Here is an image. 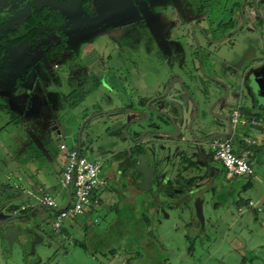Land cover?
I'll use <instances>...</instances> for the list:
<instances>
[{"label": "rangeland", "instance_id": "obj_1", "mask_svg": "<svg viewBox=\"0 0 264 264\" xmlns=\"http://www.w3.org/2000/svg\"><path fill=\"white\" fill-rule=\"evenodd\" d=\"M80 1L68 0L67 4L58 3L53 6V0H13L12 3L1 0L0 2V34L2 35H5L7 29L24 33L30 28V25L23 23L25 17L32 12V9H38L44 4L57 9L61 17V13L72 17L64 30L67 48L62 50L61 58L55 62L50 58L43 59L46 47L57 39L49 25L40 27L41 33L32 42H21L15 46L1 44L3 53L0 56V105L22 114V120L30 137V151L32 153L35 151L41 161L38 168L43 172L46 169L45 177H50L49 186L57 189L58 173L54 170V164L52 165L54 169L47 167V161L42 159V155L38 153L41 149L36 145L41 142L44 149L52 156L61 155L62 150L58 149L48 129L43 130L41 126L51 125L55 120L60 128L59 139L70 147L76 142L84 118L100 111L102 113L90 118V121L98 122L93 144L107 146L106 143H109L110 146H114V121L123 124L126 118V110L118 111L115 106L129 108L134 102L130 99L134 98L132 95L135 92L134 87L132 93H125L127 84L124 79H117L116 76L128 74L131 85L136 84L147 93L153 91L154 87H159L161 95L165 92V88L161 91L162 86L166 85L173 74L177 73L184 78L190 76L191 79L198 77L196 84L198 90L195 89L197 92L194 93V97L200 111L197 120L191 123V129L195 133L201 131L197 128L200 120L205 129L213 127L214 130H220L226 126L224 119L211 116V112L207 109L211 102L205 104L200 96V93L204 94L206 88L215 84L205 76L211 74L207 67L209 59L203 56L201 60L198 56L196 38H201L198 31L191 34V37L188 36L186 42L184 37L176 36L179 31L173 28L176 18H172L171 15L176 10L172 8V0H148L147 15H142L141 18L147 29L144 28V31L149 36L147 35L142 43L135 42V39L136 36L143 35V30L140 32L138 26L135 28L134 25V28H130L131 24L123 23L124 18L128 16V5L122 0H96L97 10L95 16L91 18L80 15L82 12ZM186 1H190L196 7L197 0H182L183 3ZM88 3L91 4V1ZM126 21L130 23L131 18ZM133 30H135L134 39L129 38L128 35H132ZM183 32L185 34L186 29L180 34ZM151 40L157 43L160 54L150 51ZM125 43L136 47H130L129 53L126 54L120 49ZM224 44L225 41L206 44L200 39L201 47L207 51L214 49L219 54L223 53ZM87 51H94L95 54L91 55ZM96 54L98 58L95 59ZM70 59H72L71 63ZM79 59L81 64L76 68V75L83 73L88 77L82 81L75 79L74 70H71L74 68L73 60ZM199 61L202 63L200 66ZM95 62L103 63L101 65L106 69L101 71L102 66L94 67ZM126 67L131 68L128 73ZM90 68L99 73L95 72L96 76H90ZM253 73L255 72L248 73L246 78L257 76L256 73L252 75ZM215 74L217 78L222 77L217 72ZM261 74L262 72L258 73ZM228 84L230 87L233 86L231 82ZM249 86L255 97L251 96L252 94L247 96L248 101L254 103L253 106L262 104L264 107V83L258 87H252L251 84ZM99 92L103 100L105 99L104 102L96 100L98 102L94 101V105L88 106L90 100L98 97ZM170 97L171 93H167L166 99ZM235 102L232 101L226 107L220 105L222 103L220 101L219 105L212 108V113L230 111V108L235 106ZM194 113L193 105L191 116ZM82 116L84 117L80 120ZM8 120L7 112L0 109V185H8L7 180L11 179L10 184L14 183L18 186L22 185V177L18 176L17 171L22 168L24 155L21 148L22 120L16 124L9 123ZM149 123L150 120L147 119L142 125L147 126ZM87 125H84L80 131L81 140ZM236 131L239 129L237 128ZM246 134L250 137H258L250 128ZM157 138L153 144L149 139L150 142L144 141L132 149L133 152H138L136 158L130 157L132 162L129 161V166L120 165L121 169H125L126 175L118 172L119 174L107 177L106 183L111 185V190L116 194L113 197L115 204L113 200L109 201L113 205L110 206L109 203V207L104 208L111 210L110 207L115 205V208L121 210L117 216L114 209L105 211L102 206L103 209L100 207L76 218H66L61 225V229H64L66 234L62 236L55 230L53 238L50 239L46 231L51 230L52 218L43 221L42 214L48 209L39 206L35 210V215L42 217L39 219L40 231L33 233L24 228L22 232H18V235L16 229L11 233L7 232L3 237L0 234V264H264V205L258 212L243 211L241 214L235 207V203L243 202L242 198L250 196V193L256 189H246L240 194L242 198L233 199V194L241 183H244V178L240 176L230 180L222 177V174L214 176L217 171L200 161L193 162L194 166H185L186 163H182L185 158L180 157V154L178 156L176 152L173 156L172 154L165 156L163 163H160L166 148L162 146L164 142ZM127 142L128 139H123L119 144L125 145ZM85 150V146L81 145V155L92 158ZM172 150L168 149L167 152L171 153ZM176 150L180 151L177 148ZM189 150L191 156L200 160L201 155L206 153L207 147L192 144ZM108 153L109 150L100 154L102 169L115 172L110 158L107 157ZM10 154L17 158L16 161L21 167L14 165L10 167L12 165L8 160ZM123 154L125 155L126 151H123ZM138 157L150 163V187L147 192L135 189L126 181L127 173L130 174L134 169L131 164L136 162ZM262 161L263 164L258 170L262 183H259V191L264 190V160ZM254 169L257 170V167ZM111 178H114V182ZM163 186L170 189L166 190ZM100 193L105 201L106 187H102ZM10 194L0 191V200L4 201L10 197ZM37 194L39 196V193ZM168 197L174 201L170 204L163 203L161 212L158 210L154 213L152 210L151 213L148 210L150 201L154 203V207H157L161 204L160 198L166 201ZM193 199L200 201L201 219L199 220H196L191 213L192 202H187ZM26 200H29L31 205L38 204L37 198L32 196L8 202L0 207V220L2 215H22L20 205ZM56 202L60 204L59 199H56ZM29 209L26 208V212ZM143 216L149 219L147 224H144ZM120 217H123V220L118 224L117 220ZM26 223H32L29 217L17 216L8 220L7 224L10 227V225ZM2 228L3 225L0 224V229ZM2 233L4 234L5 231ZM110 249L111 254L108 252Z\"/></svg>", "mask_w": 264, "mask_h": 264}, {"label": "flooded vegetation", "instance_id": "obj_2", "mask_svg": "<svg viewBox=\"0 0 264 264\" xmlns=\"http://www.w3.org/2000/svg\"><path fill=\"white\" fill-rule=\"evenodd\" d=\"M7 2H11L13 0H6ZM68 0H53L52 6L56 5L58 3L60 4H67ZM91 1V4H89L88 2ZM123 3H126L128 5V13H127V17H125L123 23L126 24H131L130 28H135L137 27L138 30H140V32H142L143 30V35H139L136 36L135 42H144L145 41V37H147V35L149 36V34H147L144 31L146 29V26L144 24V22H142V15H147L146 14V9L148 8V0H122ZM1 2V0H0ZM172 5H173V9L176 10L175 12L172 13L171 17L172 18H176V22H175V26H173L174 30L179 31L178 35L179 37H184V41L186 42V38L189 36L191 37V34H194L196 31H198L197 33L199 34V36L201 38H196V45H197V53L198 56L201 58L205 56L208 59L213 60V69L208 68L211 71V74L206 75L207 79H243L242 76L244 73H242V71L244 72L245 69H242L241 72H236V71H230L228 69V65L227 63H229L230 61V57H232L236 51L240 52H244L247 49V52L249 51L250 54V50L252 48V46L254 45V48H256L254 50V52L257 54L256 57L254 58H250L249 60H247V62L245 63V66H248V64L250 63H257V70L255 71V73L257 74V76H253L252 78L249 79H256V81H252V87H258L260 84L264 83V0H197V4L196 7L190 2V1H186L185 3L182 2V0H172ZM79 5L81 6V10L82 12L80 13V15H86L89 18L94 17L95 16V12H96V6H97V2L96 0H81L79 2ZM84 5H86V9L84 8ZM43 6L48 7V9L50 10L51 13V18L50 21L47 22L46 24H44L43 27L48 26L51 28V30L54 32L55 36L57 37L56 41L50 43L54 44L56 42H59L61 39L64 42V46L61 49V52L63 49L67 48L66 47V34L64 32V30L66 29V27L69 25L70 23V18L71 15L68 14V16H66L67 14H62V17L60 15V13H58L57 9H53L54 7H52L51 5H41L38 8H41ZM33 10V9H32ZM57 13V15H56ZM59 14V15H58ZM128 18H131V22L128 23L126 20ZM63 21H65L66 23H64ZM62 22L64 23L62 25ZM124 26H126L124 24ZM140 28V29H139ZM186 29V33L184 34H180V32L182 30ZM58 30V31H56ZM258 31V30H262V34H260L259 38L255 37L254 39L250 38L248 36V33L251 31ZM127 31V30H125ZM129 31V30H128ZM37 37L39 36V34L41 33V31H39V28L37 30ZM135 30H133L132 35H129V38L134 39L135 36ZM129 33V32H128ZM211 33V34H210ZM61 35V36H60ZM163 38L165 37L164 35ZM242 36V38H241ZM35 37V38H37ZM258 38V39H257ZM200 39L202 40V42L204 41L206 44L207 43H219L222 41H225L224 44V50L222 54H219V52H217L216 50H212V51H207L206 49H204L203 47H201L202 45H200ZM166 41V40H165ZM193 41V39H192ZM199 41V42H198ZM32 42V41H31ZM157 42V41H156ZM24 43V42H23ZM151 43V48L150 51L154 52V53H158L160 54V49L157 45V43L152 42V40L150 41ZM165 44V42H164ZM48 45V46H49ZM136 45V44H135ZM15 46V45H14ZM48 46L46 47V49L48 48ZM139 45H137L138 47ZM169 46V45H168ZM130 47H136V46H131L129 43H125L122 47H120V49H122L123 51H125V53H129L128 51L130 50ZM171 47V45H170ZM43 52V59H52L54 62L59 60L61 58V52H60V58L56 59L53 57H45V51ZM90 52V53H89ZM160 52V53H159ZM205 52V53H204ZM87 53L94 55V51H87ZM149 53V52H148ZM252 53V50H251ZM86 55V54H85ZM85 55L83 57H85ZM196 56V54H195ZM98 58V55L96 54L95 59ZM210 60V61H211ZM72 59L69 60V62L71 63ZM83 61V60H82ZM143 61V60H142ZM133 63V62H132ZM81 64V59L77 60H73V69L71 68V70L74 72L73 73V77H75V79H88L87 76H85V74H77L76 75V68L79 67ZM103 64V63H101ZM99 64V62H95V66H102V70L106 69V67L104 65ZM199 66L202 65L201 61H199ZM215 64H217V66H214ZM92 65V64H91ZM93 66V65H92ZM131 69V68H130ZM128 69V67H126V72L128 73V71L130 70ZM241 69H238L237 71H240ZM96 73H99V71H95ZM94 70H91L90 68V76L94 75L96 76L94 73ZM218 73L219 75H221L222 77H218L215 76V73ZM232 72V73H230ZM236 72V73H235ZM262 72V76L258 75V73ZM242 73V74H241ZM255 73H253L252 75H255ZM240 74V75H239ZM80 75V76H79ZM127 75V76H126ZM211 75V76H210ZM69 77V75H67ZM70 78H72V76L70 75ZM117 79H124L123 81L127 84V92L125 93H131L132 91V87H131V82L130 79L128 78V74H125L124 76H116ZM192 77L190 76H186V78H184L183 76H180L179 74H173L169 77V79H191ZM101 79V78H100ZM195 79H199L198 77ZM247 79V78H246ZM259 79V80H257ZM228 85V83H227ZM229 87V85H228ZM229 89L227 91H224V89L222 88L217 94L216 97L218 95H223L222 98L218 99L215 102H212L211 106H210V112H211V116H218L222 119H224L226 121V126L223 129L220 130H214L213 127L212 129L207 132L206 134L203 135V139L204 142H206L208 144V148H209V143L210 141L214 138V137H220L223 136V134H217V133H229L228 136H230L234 130V127L231 125L230 123V119H229V112L230 111H225V112H217L216 114L212 113V108L215 105H219V102L222 101V103L220 105H226L229 104V101L226 102V98H227V94L229 92ZM160 94V93H159ZM249 94H252V91L249 90ZM253 97H255L253 94L251 95ZM130 99V98H129ZM261 101V100H260ZM263 101V100H262ZM254 104V103H253ZM255 106L259 107L258 105L255 104ZM131 107V106H130ZM125 108L123 107V111L124 110H131V108ZM232 109V107L230 108V110ZM262 111L261 108H258L255 110L254 114L249 117V119H247V117L243 116L244 118V122H251L254 124H258L260 122H262V116L261 113H259V111ZM122 112V110H121ZM243 115V114H242ZM141 117V116H140ZM135 118L138 117H132V118H128L126 121H132ZM247 120V121H246ZM122 128L123 125L121 126V130L119 131V135L117 136V138H119L118 141L121 140H125L127 139L123 133H122ZM174 132V131H173ZM217 134V135H214ZM181 137V136H180ZM180 137H172L169 136V139H173V138H177L180 139ZM225 137V136H223ZM184 141V140H182ZM186 141V140H185ZM130 142V140L128 139V143ZM132 143V142H131ZM167 143V142H166ZM138 145V143H132V149ZM125 145H123L124 148ZM124 150V149H123ZM208 157L212 158V151L209 149L207 151ZM123 156V152H119L117 151L116 153H110L107 155V157L110 158L112 165L114 166V171L115 172H110V176H113L115 174H119V173H123V175L125 173V169H121V164H124V160L122 161L121 158ZM185 157V156H184ZM187 158V157H185ZM102 161V160H101ZM140 162L142 161H137V168H135L134 170H132V172L129 174L127 173L128 177L130 175V177L126 180V181H130L132 182V176L133 174L138 171V169L141 168L140 166ZM145 162V161H144ZM147 164V162H145ZM149 166L148 168V177L145 180V186L146 188L144 190L149 189L150 187V165L147 164ZM195 165V164H194ZM193 165V166H194ZM118 168V170H120L119 173H116V169ZM198 170V169H196ZM186 180V179H185ZM112 181L114 182V178H112ZM116 181V180H115ZM106 185V184H105ZM15 197V196H14ZM195 200L193 199L192 202H194ZM38 204L42 206L43 209H48L47 207H45L39 200H38ZM192 204V203H191ZM152 211V210H151ZM157 212V210H154V213ZM161 212V211H160ZM44 213V212H43ZM35 215V213H33ZM33 214H29L30 218H34ZM52 214L53 211L51 209H48L47 212H45L44 214H42V217H37L36 220L35 218L33 219L32 223L25 225V224H17V225H10L11 227L13 226L17 232L16 234L18 235L19 231L22 232V230L28 229V231H31L33 233H35L36 231H40V220L39 219H43L44 220H49L50 217L52 218ZM3 228L0 229V234L2 236V232L6 231L7 228H9L7 223L2 224ZM23 227V228H22ZM51 230L46 231L47 233V237L48 238H53V232H55V229H53L50 226ZM52 231V232H50ZM31 237V235H30Z\"/></svg>", "mask_w": 264, "mask_h": 264}, {"label": "crops", "instance_id": "obj_3", "mask_svg": "<svg viewBox=\"0 0 264 264\" xmlns=\"http://www.w3.org/2000/svg\"><path fill=\"white\" fill-rule=\"evenodd\" d=\"M262 32H263L262 30H258V31H254L253 30V31L248 33V36L250 38H252V39H254L255 37L259 38V36H260V34H262ZM241 38H242V36H241ZM255 49L256 48H254V45H253L252 48H251L252 53H251V50H250V54H249V51L247 52V49L244 52L236 51V53L232 57H230L229 63H227L228 69L230 71H236L238 73V72H241L242 69H245L244 72L242 71V73H244L243 76H242L243 79H226V80L225 79H219V80H222L225 83H230V82L232 83L233 87L232 86L230 87V85L228 84L229 85L228 88H230V89H229V92L227 94L226 102L229 101V103H231L232 101H236L235 104H234L235 105L234 107H236L241 112V114H243V116L247 117V119H249V117H251L254 114L256 109L261 108V110H262V111L258 110L259 113H261V116H262V120L261 121L262 122H260L258 124H254V123H251V122H246V123H243V124L236 125L234 127V130H233L232 134L230 135L232 137L235 134V136H233L234 138L233 137L232 138L234 139V141L236 143L237 150H244L245 149V151L247 152L248 160L250 161V163L252 165V168H253V173L250 176H242V177H240V178H244V183H241V185L239 186L238 190L233 194L234 195L233 199L242 198L240 196V194H241V192L246 191V189H251V188H253V189L255 188L256 189L255 191L250 193V196H248L246 198H242L243 202L235 203L236 210L239 211L238 212L239 214H241L243 211H252L254 213L258 212V211L261 210L262 206L264 205V190L259 191V183H261V176H260V174L258 172V170L261 167V164H263L262 160H264V107L262 106V104H258L259 107L253 106L252 105L253 103L251 101L250 102L248 101L247 96H250V94H249V90H250L249 87L250 86L249 85L252 84V81H256V79H245L246 75L248 73H252V72H255L257 70L258 64L255 63V62L248 64V66H245V63L247 62V60L257 56V54L254 52ZM210 60L211 59L208 60L207 67L210 68V69H213V65H212L213 64V60H211V61ZM238 69H241V70L237 71ZM230 73H232V72H230ZM209 80L213 81V79H209ZM257 80H259V79H257ZM79 81H82V79H79ZM183 83L186 86H188V89L190 88L189 91L191 92L194 101L198 105V102H197V100L194 97V93L197 92V90H198L196 88V86H192L191 79H183ZM170 84L173 85V86H176L177 80L176 79H171L170 80ZM104 85H106V83H104ZM131 87H132V89L135 87L134 95H132L134 98L132 97L133 99H130V101H134V102H132V105L130 107L131 109H141V108H143V104H144V102L147 99H149L152 96L154 97L155 95H158L160 93V88L159 87H154L153 91H150V92L148 91L149 93L145 92V90H143V88H139V86H137L136 84L134 86L131 85ZM164 88H165V84L162 86L161 91ZM195 89H197V90H195ZM131 93H132V91H131ZM216 94H214L209 99L208 104L210 102L212 103V101L216 97ZM88 98H91V97H88ZM96 100H98V101L102 100L104 102L105 99L103 100L101 92L98 93V97H95L93 100H90V102L88 103V106L94 105V103H95L94 101H96ZM244 100H246L247 102L244 101ZM250 100H252V99H250ZM98 101H96V102H98ZM190 104H192V103H190ZM234 107H232V108H234ZM122 108H123V106L122 107L115 106V109H117L118 111H121ZM92 110L93 109H91L90 112H92ZM209 112H210V110H209ZM96 113L98 114V113H102V112L99 111V112H96ZM103 113H105V112H103ZM192 113H193V110L190 109L188 114H185V116H186L185 119L187 120L191 116ZM91 114H93V113H91ZM97 114H95V115H97ZM84 116H82L80 118V120ZM125 117L126 118H125L124 121H126L128 118L140 117V115L134 113V111H132V110H126V116ZM185 119L180 124L181 127L185 125V123H186ZM51 123H52L51 125L43 124V126H41V128H43V130L48 129V132L50 133V136L55 139L56 144L58 146L59 142L63 143V141L60 140L59 137H58V135L60 133V128H59V125L57 124V122H55V120H53V122H51ZM122 125L123 124L120 123V124H117V125L115 124V126H114V133H115L114 146L113 145L110 146L109 143H106V144H108L107 146L104 145V144H102V145H97L96 143L93 144V142H92V144H88V145L87 144H82L86 148L85 152H88V154H90L92 156V158H89V159H100V160H102L101 157H100L101 156L100 154L103 153V152L106 153L108 150H109L108 154L113 153V152L116 153L117 151H119V152L126 151V154L125 155L123 154L121 160L122 161L124 160V162H125L124 166H126V165L129 166L130 165V162H132L130 157L136 158L135 156H136V154L138 152L137 153L133 152L132 143L131 142H129V143L127 142L125 144L124 148H123V145L119 144V141L117 140V136L119 135L118 133L121 130V126ZM51 126H55V129H56V131H58V133H54V131L50 129ZM237 128L239 129V131H236ZM249 128L252 129V131H254V133H257L256 134V135H258L257 138L247 136L246 133L248 132ZM242 129H243V131H242ZM27 130L28 129H26V125H25V123L22 120V146H21V148H22V154H24V155L22 156V168H19V171H22V173H19V171H17V174H19L18 176L22 177V185L16 186L14 183L10 184V182H11V179H10V180H7L8 181V185L7 184H2V186L6 187V188L15 187L16 186V187L21 188L22 190H24V194L22 196V200L28 198V196L29 197L36 196L37 200L40 201V197H41V195L43 193H49V194H51L54 197L55 201H56V199H59L60 200V205H63L64 201L67 199L68 190H63L59 186H57V189L55 187L49 186L50 185V177H48V176L45 177L46 169L43 172L42 170H40V168H38V164H40L39 162H41V161L39 160L38 156H36L35 151H33V153L30 151L31 149H30L29 145L31 144V142H29L30 137H28ZM210 130H211L210 127H208V129H205L204 132H202V133L198 132L197 134L200 135V137H201V139H199V140H195L193 138H188L186 136H182L180 139H177L178 137L176 139L175 138L169 139V136L168 137L162 136L161 138H163V139H161V140L164 142L162 146H164L166 149L164 151V154L162 155L163 158H160V163H163L162 160L165 158V156L168 157L169 154H172V156H173L174 153L176 152V153H178V156L181 155L180 157H184V156L187 157V158L184 157L185 159L182 161V163H186L185 166H193L194 165L193 162H195V161L196 162H198V161L205 162V163H207L208 165H210L212 168H214L217 171L216 173H214V176L222 174V177L226 178L227 180H230L232 178H238V177H227L224 174L219 162L214 160L213 157L210 158V157H208V155H206L207 151L209 150V148H208V144L206 142H204V139L202 137H203L204 134H206ZM146 138L151 140V144H153L154 141H157V140H152L151 139V135H147V136L144 137V139H146ZM185 139H187V140L185 141ZM243 139L248 140L249 142L245 143L243 141ZM182 140H184V141H182ZM147 142H150V141L147 140ZM192 144L193 145H197L198 144L199 147H207V150L205 151L206 153L204 155H201V159L200 160H197L193 156L190 155L189 146H191ZM42 145L43 144L41 142L37 143L36 146L41 149V151L38 152V153L42 155L41 156L42 159L44 158L45 161H47V164H48L47 167L50 166L51 169H54V167L52 165L53 164L55 165V169L54 170L58 173V178H59L60 173H61V171L63 169V166H64V162H65V154H64V152L62 151L61 155L52 156V155H50V153H48L44 149V147ZM74 146L76 147L75 143H74L73 146H70V147H74ZM176 148L178 150H180V151H177V150L175 151ZM168 149H170V150L173 149V150L171 151V153L170 152L168 153L167 152ZM129 151H131V154H129ZM44 152H46V153H44ZM179 152H181V153H179ZM79 153L81 154L80 150H79ZM143 159L144 158L140 157V159H137V161H139V160L140 161H145V162H147V164L150 165L149 161H146L145 159L144 160ZM8 160L11 161L10 162V164H12V165H10L11 168L13 167V165L21 167L20 163H17V161H16L17 158H15L14 155L10 154L8 156ZM189 161H191L192 164L189 163ZM136 162H133L131 164V166H133L134 169L138 167ZM7 165H8V168H9V163ZM41 165H44V164H41ZM256 167H257V170L254 169ZM110 172L111 171H103V169H102V173H103V176L105 177V181H106L107 177L110 176ZM129 177H130V175L127 178H129ZM111 180H112V178H111ZM167 181H169V178L167 179ZM245 183H246L245 187L242 188V184H245ZM128 185H132V187H134L135 189H138V190H142V191H146V192L148 191V189L144 190L145 188H139L136 185H134L133 179H132V182H130L128 180ZM103 187L104 188L106 187V198H105L106 200L103 201L102 194L100 193L102 188L99 189V191L97 193L98 194L97 196H98V198L101 201L99 202V204L97 203L95 206H93V208H91L90 210L95 211L96 208H100V207L102 208V206H103V208L107 207L108 204L110 203L109 201H112V200H113V204H115L113 197L115 196L116 193H114L111 190V188H112L111 185L106 183V185H104ZM163 188L164 189L166 188V190L170 189L167 186H165V187L163 186ZM119 192H121V191H119ZM254 192H256V193L254 194ZM37 193H39V196H37L38 195ZM199 195H201V193ZM14 196L18 197V193H11L10 194V197H14ZM63 198H65L64 201H63ZM160 199L159 200L161 201L160 202L161 204H159L157 207H154V203L152 201H150V203H148L149 205H148L147 208H148V210L151 213H152L151 210H157V211L159 210V211H161L162 210L161 207L164 205L163 203L167 202V203L170 204V202L174 201V199L169 198V197L167 198L166 201H165V199H162V198H160ZM2 200H0V201H2ZM189 201H190V203L192 202V200H188L187 202H189ZM106 202H107V205H106ZM113 204L110 203V206H112ZM199 204H200V201H199ZM21 207H24V208H28L29 207L30 209H29L28 212H31V210H33L34 205L33 204L31 205V202H29V200H26V202H22V204L20 205V208ZM110 208H111V210L114 209L115 205H114V207H110ZM103 210L111 211L110 209H105V208ZM33 213H35V211L31 212L30 214H33ZM28 217H30V216H28ZM34 218L36 220V218H37L36 215H34ZM34 218H32V220Z\"/></svg>", "mask_w": 264, "mask_h": 264}, {"label": "water", "instance_id": "obj_4", "mask_svg": "<svg viewBox=\"0 0 264 264\" xmlns=\"http://www.w3.org/2000/svg\"><path fill=\"white\" fill-rule=\"evenodd\" d=\"M170 80L171 79H168L166 82L164 94L162 95L158 94V95H155L153 98L147 99L143 104V108L141 109H131L132 111H134V113L140 115L141 117L135 118L134 120L129 121V122L124 121L123 123L124 125L123 133H125L124 136L127 139H129L130 142L132 143L134 142L143 143L144 141L147 142V140L149 139L148 138L144 139V137L147 135H151L152 140H156V137H158L157 139H163L161 138L162 136H166V137L186 136L188 138H193L195 140L201 139L200 135H198L191 129V123L194 120H197L196 117L200 111L199 105H197L196 102L194 101L192 94L188 89V86H186L183 83V79H176L177 80L176 86L171 85ZM213 82L215 83L214 86H209L208 88H206V90L204 91V94L200 93V96L202 97V100L205 102V104H208L209 99L214 94L219 92L222 88L224 89V91L228 90L227 83L223 82L222 80L213 79ZM197 83H198L197 79H191L192 86H196ZM196 88L198 89V86H196ZM167 93H171V97L169 99H166ZM222 96H223L222 94L218 95L217 97H215V99L212 102L217 101L218 99L222 98ZM189 101L193 103L191 104V106H190ZM188 102H189V105H188ZM211 104L207 108L208 111L210 110L209 108ZM193 105H194L195 113L186 120L185 114H188L190 109L193 110ZM95 114L93 113L85 117L82 124L80 125V129L78 131L76 142H75V145L78 151L80 150V146L82 144H87V145L92 144L94 140L93 136L96 134V127H97L98 122L93 121V120L90 121V118L93 116H96ZM147 119L150 120V123H149L150 125L148 124L147 126H143L142 124ZM184 119L186 120V123L184 126L181 127L180 124L184 121ZM201 121L202 120H200L199 124L197 123V126H198L197 128L200 129L201 131L199 132L202 133L205 131V127L201 124ZM115 124L117 125L120 123L118 121H114V126ZM84 125H87V128L83 136V139L81 140L79 135ZM50 129L53 130L54 133H58V131H56L55 129V126H51ZM217 134H223V136L229 135V133H217ZM217 134H214V135H217ZM138 159H140V157H138ZM139 164L141 168L138 169V171H136L133 174L132 176L133 183L139 188H146L145 180L149 175L148 173L149 166L144 161L140 162ZM118 172H120V170H118L117 168L116 173ZM0 191L18 193V197H9L2 202L0 201V207L8 202L21 200L24 194V190L16 186L6 188L0 185ZM69 196H70V188L68 190L67 198ZM33 197H36V196H33ZM39 206L41 205L36 204L33 207V210H31V212L35 211ZM64 206H65V203L60 208H63ZM21 212H22V215L21 214L20 215L18 214L2 215L3 219L0 221V224L8 223V220H10L11 218L17 217V216H27L28 217L29 214L31 213V212H26V208L24 207H21ZM191 213L193 217L196 218L197 220L201 219V212H200L198 200H195L194 202H192ZM30 221H33L32 218H30ZM28 224L29 223H26L25 225H28ZM13 229L15 228L11 226L7 228L5 233L2 234V237L6 236L7 232L11 233L12 231H14Z\"/></svg>", "mask_w": 264, "mask_h": 264}, {"label": "built area", "instance_id": "obj_5", "mask_svg": "<svg viewBox=\"0 0 264 264\" xmlns=\"http://www.w3.org/2000/svg\"><path fill=\"white\" fill-rule=\"evenodd\" d=\"M229 119L233 127L245 123L243 115L236 107L230 110ZM243 141L249 142L245 139ZM58 148L65 154L58 186L63 190L70 188V196L65 201L63 198V208H60L62 205H58L49 193H43L40 197V202L45 207L56 212L51 222L55 230H59L64 219L77 217L93 208L98 203L99 189L106 184L100 159L86 158L75 146L67 147L62 142L58 143ZM209 149L227 177L248 176L253 173L247 152L245 149L237 152L236 143L231 136L214 137L209 143Z\"/></svg>", "mask_w": 264, "mask_h": 264}, {"label": "trees", "instance_id": "obj_6", "mask_svg": "<svg viewBox=\"0 0 264 264\" xmlns=\"http://www.w3.org/2000/svg\"><path fill=\"white\" fill-rule=\"evenodd\" d=\"M84 8L86 9V5H84ZM50 18H51L50 10L48 9V7L43 6L41 8L32 10V12H30L25 17V20L23 21V23L30 25V28L28 30H26L24 33L20 34L15 29H7L5 31V35L0 34V56L3 53V47H2L1 44L7 43L10 46H14V45H17V44H19L21 42L23 43V42H31V41H33V39L35 37H37L38 28L43 27L44 24H46L47 22L50 21ZM63 46H64V42H63L62 39L59 42H56L54 44L49 45L48 48L46 49L45 53H44L45 57L46 58L53 57V58H56V59L60 58V52H61V49L63 48ZM0 109H4L7 112L8 116H9V120L7 122L16 124V123H19L22 120V114L21 113H16L12 109L4 108L3 105H0ZM236 151L239 152L240 150H236ZM189 163L192 164L191 161H189ZM242 176H240V177H242ZM248 176H250V175H248ZM245 185H246V183L242 184V188H244ZM100 201L101 200L98 198V204H99ZM237 202H239V201H237ZM91 211H93V210H89V211H87V213L91 212ZM115 211H116V216H117L118 213L121 210L116 208ZM55 213L56 212L53 211L52 218L54 217ZM83 214H85V212ZM73 218H76V217H73ZM142 219H143L144 224L148 223L149 219H147L144 216H143ZM122 220H123V217L118 218L117 223L119 224V222H122ZM57 231L60 234H62V236H64L66 234V231L64 229H61V227ZM78 244L81 245V243H78ZM110 251H111V249L108 252H110ZM110 254H111V252H110Z\"/></svg>", "mask_w": 264, "mask_h": 264}]
</instances>
